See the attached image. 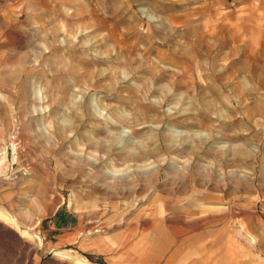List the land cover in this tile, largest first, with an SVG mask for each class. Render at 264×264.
<instances>
[{"label": "rangeland", "instance_id": "374dc122", "mask_svg": "<svg viewBox=\"0 0 264 264\" xmlns=\"http://www.w3.org/2000/svg\"><path fill=\"white\" fill-rule=\"evenodd\" d=\"M170 18L210 23L195 49L206 83L163 97L181 57ZM149 41L150 59L166 58L156 81ZM90 68L163 122H110L105 92L75 77ZM107 102L139 109L126 93ZM192 131L210 136L196 152L175 138ZM108 134L123 138L118 158L86 139ZM146 139L177 148L138 160L119 149ZM0 211V264H264V0H0Z\"/></svg>", "mask_w": 264, "mask_h": 264}, {"label": "bare ground", "instance_id": "6f19581e", "mask_svg": "<svg viewBox=\"0 0 264 264\" xmlns=\"http://www.w3.org/2000/svg\"><path fill=\"white\" fill-rule=\"evenodd\" d=\"M168 22H169V25H170L169 28H171V29H177L178 27H180V35L176 38V41H175L176 42L175 43L176 44L175 47H177L175 50L179 51L181 57L179 56V58L177 57L178 59H175V60L170 59L171 60V63H169L170 66L173 69H175L176 71L173 70V72H171L172 75H171L170 81L166 85L167 88H165L166 92L162 93L163 97H165L172 88H176V85L179 84V81L183 83V86L186 89L189 88V87L190 88L192 87V89H193V87L196 88V86L198 84L201 85L202 87H204V84L206 83L205 82V77H204V73L202 72V67H201V65L199 63L200 59L197 57V55L195 53V49L197 47V41L199 39L200 32L205 33L206 35L210 36V23L209 22L201 24V25H199L198 23L186 24L185 22H182V21L176 22L172 18L168 19ZM157 34H159V33H157ZM116 37L118 39V41L116 40V42L119 43V45H123L121 43V39L119 40V37L123 39V34L120 33L119 37L118 36H116ZM160 38H162V40H166L167 35H165L163 37H160ZM65 44L67 46L66 47L67 49L68 48L70 50L74 49V43L72 42V40H69V38L67 40H65ZM145 44H147V43H145ZM151 45H152V42L149 41L148 45H146L143 48V50L140 51L141 52L140 55H141L142 61L145 59L146 62L148 63L149 67L147 66L146 70L149 72L151 80L156 81V80H160V78L165 73L164 72L165 70H163V68L160 66V64H165L166 58H163V56H161L160 54H157L158 56H155V59L157 61L155 62L154 60H151L150 59V55H148V54H150L149 51H150ZM134 46H135V44H134ZM181 46H183V48H185V50L182 49ZM126 52L131 53L129 51V46L127 47ZM132 57H134V55L130 56V54H128L127 58H125V55L123 56L124 60L127 61V62L130 61ZM80 60L82 62H84L82 57H80ZM93 62H94V64L96 63V61H94V60H93ZM72 68H73V72H79V68L78 69L75 68L74 64L72 65ZM178 73H181V74H178ZM75 77H80L79 79H81V80L79 82L80 83L79 85H84V84L91 85L93 87L100 88L103 92H105L104 96L99 99V103L98 104L101 106L102 109L106 110V112L109 113L107 115L106 119H109L110 122H113L114 124L120 123V124H126V125L127 124H130V125L131 124H141V123H145V122H148V121L156 122V123H162L163 122V117L161 116V114L158 111L147 113L144 110V108L141 105H139V100L138 99H140L142 96H140L137 93L136 89L129 88V87L128 88H123L122 85L118 84V80H116V78L114 80V78H113V76L111 74H109V73L102 74V71H100L99 69H97V68H92L91 69L90 68V70H85V69H84V71L82 70L80 75L75 73ZM75 79H78V78H75ZM149 86L145 87L146 88V92L152 94V93L157 91V90H151V88ZM120 93L129 94V96L131 95V97L133 96V102L135 103V106L139 108V109H137L136 113H134V114L131 113V115H128L125 112L119 111L118 107L115 108L113 106L112 102H109V103L107 102L108 98L110 99V98L114 97V95L120 94ZM210 102H212V101L209 99V100H207V102L205 104L208 108H210ZM87 104H89V103H87ZM90 108H91V106H90ZM87 109H88V107H87ZM52 111H54V110H52ZM74 114H75L74 115V124L72 125V130L71 131L76 130L77 127H79L81 124H83L82 122H83V120L85 118V110L83 108H80V110H78V112H75ZM47 115H48V113H47ZM94 115H96V114H94ZM54 122H52V123H54ZM114 124H113V126H114ZM165 128L166 129H168V128L170 129L171 125L170 124H165ZM60 129H59V127L57 125L56 126L54 125V130H52V131H54L58 135V138L60 140H62V138L64 137V131H60ZM54 132H53V134H54ZM191 133L192 134L189 133V135L185 134V137H182V136L177 134L175 138L176 139L177 138H183L184 141H185V140L188 139L187 137L190 136L189 138H193L194 142L193 143L190 142L186 148L191 150L192 152L199 151L202 148L201 144L206 139L210 138V136L209 137H208V135L207 136H202L201 135L202 133H197V132L193 133V131ZM86 134H85V136H86ZM75 135H76V133H75ZM109 135L110 134H108V136H106L108 139L105 142H102V141L92 142V140H91V142H89L90 141L89 139H91L89 135L87 136L88 138H86V139H87V141H88V143H89L91 148H94V150L95 149L96 150L97 149L101 150L104 153V155L107 156V158H109V157H113V159L114 158H118L116 153H114V148L117 146V144H115L114 142H115L116 139H118L119 142H120L123 138H121V135H110V136ZM151 135H153V134H151ZM149 137H150V135H149ZM157 137H158V135H157ZM171 138H172V136H171ZM129 140H131V139H129ZM148 140H147L146 144L144 145L143 150H140V149L131 150V149L134 148L133 146H135L133 143H132L133 145L131 143L130 144L126 143L127 144V148L126 147H122V148L119 147V149H122V150L126 149V150L123 151L124 152L123 154L125 155V157L127 159L138 160L140 158L141 159L145 158V157L147 158V156H151V155H153L154 153H156L158 151L172 150V149L177 148V147H175L176 146L175 144H174L175 146H166V145H163L162 143L161 144H157V142L155 143V142H151L150 140L149 141ZM137 144H139V143H137ZM140 145H142V144H140ZM185 146L186 145H184V147ZM236 149H238V148L233 147V149H232L234 155H238V154L241 155L242 153H244L240 149H238V150H236ZM224 150L225 149H223V152H224ZM119 152L121 153L120 150H119ZM223 152H222V154H223ZM201 153H202V151H201ZM240 155H238V156H240ZM200 167H202V165H200ZM74 260H75V262H74L75 264H86V262H84L82 260L81 261L78 260V259H74Z\"/></svg>", "mask_w": 264, "mask_h": 264}]
</instances>
